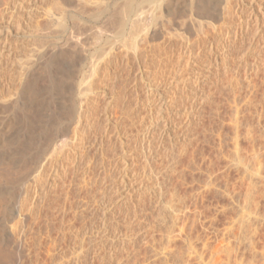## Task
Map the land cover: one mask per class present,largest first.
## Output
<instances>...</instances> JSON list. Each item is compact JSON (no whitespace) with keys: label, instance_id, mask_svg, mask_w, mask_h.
<instances>
[{"label":"bare ground","instance_id":"1","mask_svg":"<svg viewBox=\"0 0 264 264\" xmlns=\"http://www.w3.org/2000/svg\"><path fill=\"white\" fill-rule=\"evenodd\" d=\"M49 1L44 8L35 0H0V201L10 207L1 241L23 237L29 220L47 222L56 210L60 238L69 244L55 254L47 235L49 259L94 264L95 239L110 225L104 206L96 229L92 191L128 185L132 161L156 162L168 133L145 121L185 104L182 118L191 124L217 71L263 74L264 0ZM17 7L25 8L29 29ZM161 86L172 93L169 103Z\"/></svg>","mask_w":264,"mask_h":264},{"label":"rangeland","instance_id":"2","mask_svg":"<svg viewBox=\"0 0 264 264\" xmlns=\"http://www.w3.org/2000/svg\"><path fill=\"white\" fill-rule=\"evenodd\" d=\"M35 1L43 7L51 4L49 0H43L44 5L42 0ZM23 9L16 15L24 28L30 21L23 22ZM27 24L24 29L30 28ZM205 60L208 64L209 59ZM247 62L252 64V59ZM243 71L241 67L233 74L230 71L234 78L222 71L211 77L212 86L203 90L208 103L194 108L197 115L191 124L182 118L185 104L163 112V119L145 121L147 127L158 124L157 134L168 133L156 162L146 163L144 168L132 161L130 175H134H129L128 185H98L92 191L99 210L96 229L104 224V206L109 209L106 223L108 228L110 225V231L95 239L94 264H264V72L255 77ZM159 90L165 91L162 99L169 103L172 93L164 86ZM26 172L27 168L15 180ZM118 174L116 171L117 179ZM139 179L144 184L138 185ZM7 203L0 201V264H53L47 235L55 242V254L69 244L60 238L58 211L48 213L47 222L29 220L23 237L19 233L7 243L1 241L10 209ZM255 215L259 217L256 223L252 220ZM244 236L254 247L242 240ZM250 237H254L252 241Z\"/></svg>","mask_w":264,"mask_h":264}]
</instances>
